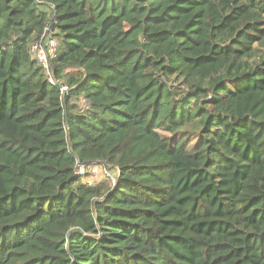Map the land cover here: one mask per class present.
Returning <instances> with one entry per match:
<instances>
[{"label": "trees", "instance_id": "1", "mask_svg": "<svg viewBox=\"0 0 264 264\" xmlns=\"http://www.w3.org/2000/svg\"><path fill=\"white\" fill-rule=\"evenodd\" d=\"M0 264H264V0H0Z\"/></svg>", "mask_w": 264, "mask_h": 264}, {"label": "built area", "instance_id": "2", "mask_svg": "<svg viewBox=\"0 0 264 264\" xmlns=\"http://www.w3.org/2000/svg\"><path fill=\"white\" fill-rule=\"evenodd\" d=\"M55 22L48 23L44 28V33L42 39L36 41L32 44V51L34 52L38 61L47 69V74L50 76V80L53 82L50 72H49V59L56 56L59 42L57 37L55 36ZM70 88L67 85L61 86V91L64 95H67ZM91 106V103L86 98H81V110H87ZM96 166L103 167L104 170L108 173V177L111 178L112 182L115 183L116 177L115 175L110 174L109 170L105 165L93 162L87 165H79L78 174L82 175V177H86L87 174L92 172Z\"/></svg>", "mask_w": 264, "mask_h": 264}, {"label": "rangeland", "instance_id": "3", "mask_svg": "<svg viewBox=\"0 0 264 264\" xmlns=\"http://www.w3.org/2000/svg\"><path fill=\"white\" fill-rule=\"evenodd\" d=\"M235 86V84H232ZM164 135H169L168 133L163 132ZM108 173L104 170L103 167L96 166L95 169L86 175V177H82L83 181L88 183L89 185H95L99 182L108 180L109 177L107 176ZM113 183V182H112Z\"/></svg>", "mask_w": 264, "mask_h": 264}, {"label": "water", "instance_id": "4", "mask_svg": "<svg viewBox=\"0 0 264 264\" xmlns=\"http://www.w3.org/2000/svg\"><path fill=\"white\" fill-rule=\"evenodd\" d=\"M87 79V76L85 77ZM62 83L60 81H57V85L60 86ZM76 87V86H75ZM78 229V228H77Z\"/></svg>", "mask_w": 264, "mask_h": 264}]
</instances>
